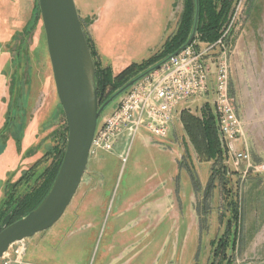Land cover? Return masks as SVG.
Instances as JSON below:
<instances>
[{
  "label": "rangeland",
  "instance_id": "obj_1",
  "mask_svg": "<svg viewBox=\"0 0 264 264\" xmlns=\"http://www.w3.org/2000/svg\"><path fill=\"white\" fill-rule=\"evenodd\" d=\"M161 1L167 6L172 1L171 11ZM75 2L81 25L93 42L96 14L86 18L80 13L85 2L105 5L98 42L105 48L114 38L115 55L121 56L117 60L130 61L116 67L103 60L94 42V61L111 69L115 87L131 80L117 79L130 66L144 62V72L154 64L165 41L176 32L185 7V0ZM232 3L219 38L222 45L212 51L214 56L225 52L228 63L230 94L245 132L237 148L259 165L264 164V0ZM169 21L168 31L173 32L166 35ZM42 24L39 0H0V208L8 191L24 195L66 150L68 126ZM194 44L206 49L214 43L201 42L197 36ZM215 77L213 71V84ZM113 90L108 87L106 94ZM212 99V92L208 99L191 98L179 106V113L189 109L201 115ZM119 100L105 110L100 123ZM173 125L166 139L141 130L132 143L125 133L111 152L91 156L63 217L26 239L23 264H218L216 246L225 236L232 240L236 229L237 245L227 249L229 264H264V173L235 166L230 157L225 163L201 162L180 117ZM29 171L34 174L26 185ZM154 172L156 177L149 180ZM161 181L176 189L180 203L176 216L174 207L150 204L165 199L164 190L151 189ZM230 201L239 204L238 222Z\"/></svg>",
  "mask_w": 264,
  "mask_h": 264
},
{
  "label": "water",
  "instance_id": "obj_2",
  "mask_svg": "<svg viewBox=\"0 0 264 264\" xmlns=\"http://www.w3.org/2000/svg\"><path fill=\"white\" fill-rule=\"evenodd\" d=\"M195 4L194 26L188 41L175 53L130 80L101 105L95 61L75 0H39L52 77L68 126L67 145L56 179L40 205L13 223H10L12 213L2 220L0 260L16 242L52 228L63 217L82 183L92 143L103 123H100L103 113L119 98L121 101L131 88L193 44L198 32L200 0H195Z\"/></svg>",
  "mask_w": 264,
  "mask_h": 264
},
{
  "label": "built area",
  "instance_id": "obj_3",
  "mask_svg": "<svg viewBox=\"0 0 264 264\" xmlns=\"http://www.w3.org/2000/svg\"><path fill=\"white\" fill-rule=\"evenodd\" d=\"M221 45L222 38L206 49L198 48L193 42L160 70L131 88L100 125L90 157L99 152H111L125 133L132 138V143L141 130L160 139L168 138L174 121L180 117L179 106L191 98L208 99L212 92L210 103L214 104L219 133L228 157L235 166L245 165L247 171L263 174L264 164H252L251 155L237 148L245 132L230 94L225 52L213 55L212 50ZM213 71L216 74L214 84ZM27 250L26 240L16 242L1 258L0 264H23Z\"/></svg>",
  "mask_w": 264,
  "mask_h": 264
},
{
  "label": "trees",
  "instance_id": "obj_4",
  "mask_svg": "<svg viewBox=\"0 0 264 264\" xmlns=\"http://www.w3.org/2000/svg\"><path fill=\"white\" fill-rule=\"evenodd\" d=\"M232 5V0H200V14L197 36L200 37L201 42L211 44L215 43L220 38L222 28L229 20ZM184 6L183 15L180 19L176 32L165 41L161 52L156 57V59L153 60L155 62H153L154 64H152V66L167 58L169 55L175 53L188 41L194 26L196 12L195 0H185ZM86 37L95 60L97 57V51L94 46V42L87 36V34ZM143 64L145 65L144 62ZM143 64H134L130 66L121 75H119L117 79L121 80L125 78L132 80V78L144 73L142 71L145 68L143 67ZM95 66L97 70L99 100L100 104L102 105L112 94L115 93V90L117 91L123 87L125 83L120 84L118 87L113 86V75L111 69L102 68L98 61H95ZM110 86L114 87V90L107 95L106 91ZM180 120L183 124L185 133L194 145L201 162L213 161L215 163H225L228 155L219 136L220 133L218 129L217 115L210 102H206L204 104L201 110V115L195 114L189 109L182 110ZM64 149L61 152L59 160L42 172V174L35 180L32 188H28L24 195L16 196L15 192H7V198L3 201V204L0 208V220H3L6 215L12 213L10 223H13L26 216L28 213L33 211V209H36L40 205V203L43 201V198L46 197L45 195H47L50 191L56 179L63 161L65 153ZM32 171H34V169H31V172ZM224 172L226 173L227 169L224 170ZM33 174H31L29 171V174L25 176L28 177L26 180V185L30 184ZM227 195L231 198L232 191L228 190ZM230 202L234 212V222H238L240 221L239 219L241 215L239 204L235 201ZM235 234L236 236H233L231 238L232 240L225 236L223 243H221L223 245L218 243L216 246L217 248H215L214 256L215 258L218 257V264H224L228 260V256L230 254L228 253L227 249L229 246H233L234 248L236 247L238 242L237 229Z\"/></svg>",
  "mask_w": 264,
  "mask_h": 264
},
{
  "label": "crops",
  "instance_id": "obj_5",
  "mask_svg": "<svg viewBox=\"0 0 264 264\" xmlns=\"http://www.w3.org/2000/svg\"><path fill=\"white\" fill-rule=\"evenodd\" d=\"M156 1L157 0H155V2ZM161 3H163V6L166 7V9L168 7V9H170V11L173 8L172 7L173 6V2L172 1H171V5H169V6H167V3L165 1L164 2L161 1ZM92 4H95V7H94L95 12H93V13H91V11H90V8H91ZM103 8H105V5H101L100 6L97 3L85 2L83 4V10H82V13H80V15H81V17L84 16V17L87 18V17H90L91 15H95L96 14L95 22H93V25H92V28H91V34H92L91 36H93V40H94V42H95V44L97 46V49H98L101 57L103 58V60H104V58H105V60L108 59L116 67L126 66L130 61H128V63H124V62L118 61L117 59L121 58V56L115 55L116 54V47L118 45L117 40H114V38H113V40L110 43H108L105 46V48H102L101 47V42H98L99 40H101L100 39V36H101L100 35V31L102 30L101 29V25H102V22L105 21V19L103 17V13H102V10H104ZM155 13L158 15V17H159V15H160L161 18L164 17L162 14H160V11H158L157 8H155ZM160 20H163V19H160ZM169 24H170V21L168 22V24L166 26L167 28L164 31L166 33V35L173 32V31L172 32L168 31V29H170L169 28ZM0 40H3V39H0ZM1 48L2 47L0 46V50H1ZM1 53H2V56H5L3 51ZM155 174H156L155 172L153 174H151L148 179L152 180V178H155L156 177ZM158 188H161V190H164L163 192H164L165 199H163V200L155 199V200H152L150 202V204L156 205L158 207H162L163 206L164 209H166L167 207H174L175 216H176V212L178 211V208L180 207L179 200L176 198V196H178L176 194V189H174V190L168 189L166 181H161L160 184H158V185L156 184L154 186H151V189H153V190L158 189ZM176 199H177V201H176Z\"/></svg>",
  "mask_w": 264,
  "mask_h": 264
}]
</instances>
